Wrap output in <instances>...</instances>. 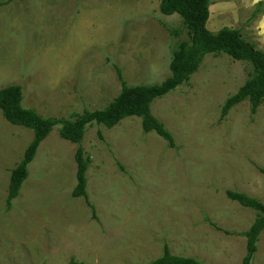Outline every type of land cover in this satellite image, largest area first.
Here are the masks:
<instances>
[{
    "label": "rangeland",
    "instance_id": "374dc122",
    "mask_svg": "<svg viewBox=\"0 0 264 264\" xmlns=\"http://www.w3.org/2000/svg\"><path fill=\"white\" fill-rule=\"evenodd\" d=\"M211 1V32L239 29L264 51V0ZM182 42L190 37L181 17L163 15L160 0H14L0 6V87L21 86L23 105L44 118L70 119L120 95L117 69L129 86L164 82ZM252 72L248 62L208 55L188 85L155 100L175 148L145 134L137 117L89 127L82 146L95 218L72 197L78 146L58 129L6 209L34 132L0 111V264H149L165 245L204 264H242L257 212L226 192L264 203V102L255 115L249 101L221 115ZM254 264H264V231Z\"/></svg>",
    "mask_w": 264,
    "mask_h": 264
},
{
    "label": "trees",
    "instance_id": "16d2710c",
    "mask_svg": "<svg viewBox=\"0 0 264 264\" xmlns=\"http://www.w3.org/2000/svg\"><path fill=\"white\" fill-rule=\"evenodd\" d=\"M13 1L0 2V6L9 5ZM211 5V0H160V11L163 15L181 17L190 42H182L177 46L170 63L171 76L161 84L129 86L122 78L121 71L116 68L122 90L103 110L84 111L83 114L72 115L70 119L44 118L35 109L23 105L24 93L21 86L12 84L0 87V111L3 117L12 125L34 132L33 141L12 172L6 209L10 211L13 208V201L19 197L22 186L29 177V166L35 160L40 146L55 129H58L61 138L78 146L75 156L78 168L77 186L72 197L85 199L95 218V209L89 202L87 192V173L91 160L86 156L82 146L87 129L94 124L113 129L126 118L137 117L142 120L145 134L156 132L168 142L170 148H175L173 135L153 115L152 105L155 100L188 85L208 55L225 54L234 61L248 62L253 67L250 79L224 103L221 118H225L234 107L245 101H249L251 113L255 115L264 102V51L246 41L239 29L223 28L216 33L211 32L207 28ZM172 33L178 34L176 30ZM226 194L231 201L257 212V218L246 233V255L242 262L254 264L259 238L264 231V203L240 192L228 191ZM149 264L204 263L194 258L175 256L169 246L165 245L163 255Z\"/></svg>",
    "mask_w": 264,
    "mask_h": 264
}]
</instances>
